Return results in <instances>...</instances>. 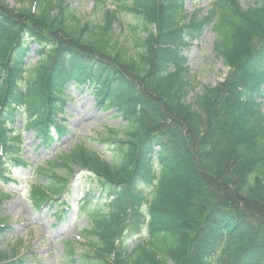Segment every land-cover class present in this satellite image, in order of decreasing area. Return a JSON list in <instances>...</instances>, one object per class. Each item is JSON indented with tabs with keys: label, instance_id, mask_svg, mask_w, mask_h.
<instances>
[{
	"label": "trees",
	"instance_id": "1",
	"mask_svg": "<svg viewBox=\"0 0 264 264\" xmlns=\"http://www.w3.org/2000/svg\"><path fill=\"white\" fill-rule=\"evenodd\" d=\"M200 1L113 0L111 10L93 0L100 20L79 26L67 0H0V184L16 183L8 163L31 172L32 203L59 208L58 224L74 175L95 185L80 254L66 245L71 263L264 264V0H213L190 18L186 4ZM123 14L134 54L113 33ZM206 28L226 77L187 103L182 48ZM69 89L122 121L98 139L111 161L84 144L45 166L22 160L24 131L46 148L68 135ZM8 230L0 213V236ZM7 255L0 264L25 262Z\"/></svg>",
	"mask_w": 264,
	"mask_h": 264
},
{
	"label": "rangeland",
	"instance_id": "2",
	"mask_svg": "<svg viewBox=\"0 0 264 264\" xmlns=\"http://www.w3.org/2000/svg\"><path fill=\"white\" fill-rule=\"evenodd\" d=\"M109 9L113 10V0H106ZM20 0H5L10 7H14ZM213 0L188 2L186 10L189 17L194 14L204 16ZM243 8L252 6L249 0H238ZM76 22L82 25L85 22L96 26L100 16L94 14L93 0H67ZM134 24L130 16L123 14L119 22L113 25V33L118 42L125 45L130 53L137 50L133 48L131 26ZM214 34L206 28L200 39L188 41L187 47L182 48L185 58L184 67L186 80L191 87L186 97L187 103H192L197 94L205 86H215L226 77L227 69L221 60L213 53ZM36 47L30 49L28 63L34 65L37 60ZM129 55V54H128ZM264 112V104L262 107ZM68 135L61 140L55 139L53 144L46 148L39 146L40 141L35 138L32 131H24L21 159L33 166H45L49 161L55 160L61 154L68 152L78 144H84L95 151L103 159L111 161L112 154L108 147L99 143L98 139L109 136V129L121 131L122 121L115 116L114 111H104L98 108L96 101L85 90L81 92L69 89L67 92V105L65 109ZM13 180L7 187L0 184L1 217L8 225L9 230L0 236V252L7 253L9 259L22 258L24 264H79L71 263L66 258V245H75L76 254H80V245L84 244V230L88 229V221L81 211L83 197L86 193H96L95 185L81 172H77L71 179V195L62 197L70 210L64 221L58 224L55 213L59 208L52 209L44 205L40 209L31 201L30 190L37 187L35 175L15 169L13 165H6Z\"/></svg>",
	"mask_w": 264,
	"mask_h": 264
}]
</instances>
